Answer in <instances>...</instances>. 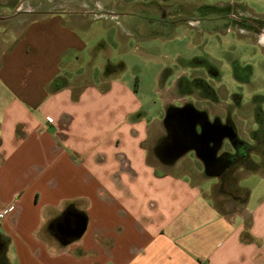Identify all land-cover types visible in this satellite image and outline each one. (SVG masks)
Returning a JSON list of instances; mask_svg holds the SVG:
<instances>
[{
	"label": "crops",
	"instance_id": "1",
	"mask_svg": "<svg viewBox=\"0 0 264 264\" xmlns=\"http://www.w3.org/2000/svg\"><path fill=\"white\" fill-rule=\"evenodd\" d=\"M55 8L54 0H0L5 262L264 264V195L250 207L253 193L240 186L242 169L232 182L233 175H207L198 149L216 141L184 140L191 131L167 122L168 110L180 107L155 118L120 75L80 85L70 58L63 62L66 74L51 79L45 65L19 61L31 51L49 52L41 34L50 37L55 21L71 23ZM29 34L36 48L24 51ZM255 161L256 173L264 163ZM82 220L84 233L72 236Z\"/></svg>",
	"mask_w": 264,
	"mask_h": 264
},
{
	"label": "rangeland",
	"instance_id": "2",
	"mask_svg": "<svg viewBox=\"0 0 264 264\" xmlns=\"http://www.w3.org/2000/svg\"><path fill=\"white\" fill-rule=\"evenodd\" d=\"M54 1L57 13L64 11L71 23L55 21L50 37L41 34L45 39L40 46L49 47V52L31 51L19 61L45 65V78L51 79L66 74L63 62L70 58L77 62L72 66L82 76L80 85L120 75L125 84L137 88L144 111L155 118L164 116L171 105L191 107L179 129L186 132L194 123L197 136L205 132L200 145L211 139L224 142L218 155L235 154L230 138L223 135L228 127L235 128L250 147L244 151L253 167L231 169L229 181H236L244 170L240 186L252 191L254 208L264 195V166L253 172L260 166L255 160L264 163V24L259 22L264 0ZM21 42L24 51L36 48L30 34ZM193 110L205 113L208 120ZM181 157L168 159V164ZM195 164L201 167L203 162Z\"/></svg>",
	"mask_w": 264,
	"mask_h": 264
},
{
	"label": "trees",
	"instance_id": "3",
	"mask_svg": "<svg viewBox=\"0 0 264 264\" xmlns=\"http://www.w3.org/2000/svg\"><path fill=\"white\" fill-rule=\"evenodd\" d=\"M125 67H122L121 72ZM188 108L191 107H183V108H170L167 113V122L168 124H172L174 127H181L184 126L183 120H185L188 111ZM192 113L195 115L203 116L205 120H208L207 115L205 113H200L197 110H193ZM181 125V126H180ZM194 123L190 129L192 135L181 134L182 138L186 141L190 140V144L198 145L197 139L201 140V137H205V132L202 135H196V131L193 128ZM231 127V126H230ZM229 128L228 134L223 133L224 137L230 138L231 144L235 149V154L231 153H222L218 155V152L221 150L222 142H217L214 144L213 147L211 146H199L198 155L203 160L206 173L208 176H227L228 174L232 175L231 169L236 170V168H251L253 164L250 160L246 159L247 153L244 151L245 149L249 150L250 147L247 144L240 140L236 133L235 128ZM227 129V127H225ZM183 129V128H181ZM224 129V128H223ZM224 131V130H223ZM184 132V131H183ZM186 136V137H185ZM188 136V137H187ZM196 139V140H195ZM205 148V149H204ZM213 148V149H212ZM212 149V150H211ZM229 172V173H228ZM5 245L0 241V264H7L4 260L5 257Z\"/></svg>",
	"mask_w": 264,
	"mask_h": 264
},
{
	"label": "water",
	"instance_id": "4",
	"mask_svg": "<svg viewBox=\"0 0 264 264\" xmlns=\"http://www.w3.org/2000/svg\"><path fill=\"white\" fill-rule=\"evenodd\" d=\"M85 227H86V222H85V220H82L81 222H79L77 224V227H76L75 231L72 233V236H74V237L81 236L85 231Z\"/></svg>",
	"mask_w": 264,
	"mask_h": 264
},
{
	"label": "built area",
	"instance_id": "5",
	"mask_svg": "<svg viewBox=\"0 0 264 264\" xmlns=\"http://www.w3.org/2000/svg\"><path fill=\"white\" fill-rule=\"evenodd\" d=\"M13 207H14V205L11 204V205L8 207V209L11 210Z\"/></svg>",
	"mask_w": 264,
	"mask_h": 264
},
{
	"label": "flooded vegetation",
	"instance_id": "6",
	"mask_svg": "<svg viewBox=\"0 0 264 264\" xmlns=\"http://www.w3.org/2000/svg\"><path fill=\"white\" fill-rule=\"evenodd\" d=\"M212 76L214 77V75H211V76H210V79H213V80H215V78H216V77H215V78H213ZM215 76H216V75H215ZM213 91H214V90H213ZM189 142H190V140H189Z\"/></svg>",
	"mask_w": 264,
	"mask_h": 264
}]
</instances>
